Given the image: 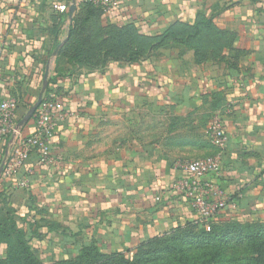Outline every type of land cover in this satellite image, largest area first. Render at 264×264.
Listing matches in <instances>:
<instances>
[{"label": "crops", "instance_id": "crops-1", "mask_svg": "<svg viewBox=\"0 0 264 264\" xmlns=\"http://www.w3.org/2000/svg\"><path fill=\"white\" fill-rule=\"evenodd\" d=\"M73 1L0 0V102L22 101L18 125L38 98L56 44L68 38L69 10L55 6ZM199 14L225 36L216 59L199 63L193 50L169 47L102 69L66 64L50 85L64 119L49 162L31 149L16 175L4 168L0 175V226L14 222L43 264L76 260L86 249L129 255L200 220L174 185L186 163L209 157L221 170L203 181L227 202L216 221H264V0H119L100 21L156 37ZM215 114L228 135L223 147L209 132ZM34 130L33 119L21 128L24 137ZM7 250L0 243V259Z\"/></svg>", "mask_w": 264, "mask_h": 264}, {"label": "trees", "instance_id": "trees-1", "mask_svg": "<svg viewBox=\"0 0 264 264\" xmlns=\"http://www.w3.org/2000/svg\"><path fill=\"white\" fill-rule=\"evenodd\" d=\"M101 13H103L101 9L86 0L77 8L71 20L67 41L59 50L55 75L49 79L45 97L49 95L50 85L55 82L56 76L61 75L64 69L62 66L66 64L102 69L109 61L134 63L152 52L169 47L180 49L181 54L193 50L197 61L204 63L210 58H217L218 51L221 50L217 43L220 39L225 40V36H221L222 33L215 28L213 20L202 14L196 17L193 24L179 22L169 27L163 34L151 37L141 34L133 24L103 28L100 21ZM58 46L59 44H56V48ZM21 103L19 100L18 112ZM30 108L31 106L27 111ZM234 224L236 222L211 221V230L207 231L205 224L200 220L190 221L169 234L139 245L136 250L166 236L191 235L195 230H200L212 240L223 227ZM222 235L224 239H228L227 232ZM0 243H5L8 247L7 255L0 259V264H43L32 251L30 238L25 232L18 230L14 222L8 226H0ZM133 252L129 255L116 253L104 256L98 254L95 249H86L78 259L58 264H131Z\"/></svg>", "mask_w": 264, "mask_h": 264}, {"label": "built area", "instance_id": "built-area-1", "mask_svg": "<svg viewBox=\"0 0 264 264\" xmlns=\"http://www.w3.org/2000/svg\"><path fill=\"white\" fill-rule=\"evenodd\" d=\"M103 13H110L119 4V0H86ZM55 10L66 13V5H57ZM63 114L59 113V101L53 95L43 98L36 111L33 121L35 130L30 136L24 137L18 125V101L7 99L0 102V151L8 146V157L3 162L5 176H14L24 165L31 149L40 153V162H49V142L53 137L56 125L63 121ZM209 132L223 147L228 141V135L223 117L213 115L209 125ZM186 175L174 185V190L182 195L190 207L205 224L207 231L211 230L210 222L215 221L221 211L227 207V202L222 194H216L211 182H204L207 176L215 177L220 174L221 166L217 157H209L188 162L184 166ZM24 185V184H22ZM215 192V193H214ZM213 197V198H211Z\"/></svg>", "mask_w": 264, "mask_h": 264}, {"label": "rangeland", "instance_id": "rangeland-1", "mask_svg": "<svg viewBox=\"0 0 264 264\" xmlns=\"http://www.w3.org/2000/svg\"><path fill=\"white\" fill-rule=\"evenodd\" d=\"M227 232V238L222 235ZM214 239L195 230L169 235L134 251L131 264H264V221H239ZM217 238V239H216Z\"/></svg>", "mask_w": 264, "mask_h": 264}, {"label": "water", "instance_id": "water-1", "mask_svg": "<svg viewBox=\"0 0 264 264\" xmlns=\"http://www.w3.org/2000/svg\"><path fill=\"white\" fill-rule=\"evenodd\" d=\"M76 2L75 0L73 1L72 5L70 6L69 8V13H70V20H72L73 18V15L76 11ZM66 42V41H65ZM64 42V43H65ZM61 44L57 47L56 49V52L54 54V58L50 61L47 69H46V73H45V76H44V79H43V84H42V87H41V90L39 92V95H38V98L36 100V102L31 106V108L28 110L27 114L25 115V117L23 118V120L19 123V128L21 129L23 126H25L26 124H28L34 117L36 111L38 110V108L40 107L42 101H43V98H44V95L47 91V88H48V85H49V79H50V76H51V72L54 68V62H55V59L59 53V50L61 49V47L64 45ZM3 168H4V165L0 168V175L2 174L3 172Z\"/></svg>", "mask_w": 264, "mask_h": 264}]
</instances>
